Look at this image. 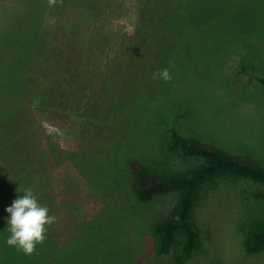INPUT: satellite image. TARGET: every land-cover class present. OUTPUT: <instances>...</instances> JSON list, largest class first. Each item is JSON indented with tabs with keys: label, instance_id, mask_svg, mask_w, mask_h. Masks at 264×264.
Wrapping results in <instances>:
<instances>
[{
	"label": "rangeland",
	"instance_id": "rangeland-1",
	"mask_svg": "<svg viewBox=\"0 0 264 264\" xmlns=\"http://www.w3.org/2000/svg\"><path fill=\"white\" fill-rule=\"evenodd\" d=\"M150 1L0 0V227L23 196L17 189L31 187L57 218L37 246L53 254L70 243L73 264H177L149 239L175 195L141 203L126 166L135 158L158 169L199 164L170 149L172 129L264 164V0H230L236 11L220 0L235 20L207 17L215 32L177 52L168 82L153 73L170 66L178 36L153 17ZM235 21L241 31H225ZM236 32L256 42L243 47ZM30 35L39 40L32 59ZM235 51L221 67L218 54ZM22 61L23 90L13 94ZM68 152L82 155L83 173ZM193 217L201 243L185 264H264V250L244 252L247 225L264 218V186L216 178L200 190Z\"/></svg>",
	"mask_w": 264,
	"mask_h": 264
},
{
	"label": "trees",
	"instance_id": "trees-1",
	"mask_svg": "<svg viewBox=\"0 0 264 264\" xmlns=\"http://www.w3.org/2000/svg\"><path fill=\"white\" fill-rule=\"evenodd\" d=\"M169 1L171 5L169 4L168 6L166 5V0L150 1L152 7L150 12L159 21L162 18V27L164 29L178 36L175 39L173 47L175 57L172 54L171 61L168 62L170 64L168 68L172 76L173 73L170 67L178 62V53L180 54V52L187 50L188 42L194 40L199 45L206 44L200 34L206 32V29L208 32H215V29L206 27V23L209 22L207 17L212 18L217 15L220 20H227V16L229 17V14H231L235 20V11L240 5L231 3L230 0L226 1L227 4L224 2L225 5L232 6L235 9L231 13L230 10L224 9L221 6L222 3L219 4L220 0ZM164 14L166 18L163 17ZM259 23H263V21L261 20ZM239 28L236 21L234 24L229 22L225 31L229 33L232 30L233 32L241 31ZM239 36L240 34L236 32V37ZM29 38L31 44L28 54L32 59L39 40L36 35H30ZM238 40L240 44L243 43V47L247 44L248 40L256 42L252 35L245 39L242 38V41H240L239 37ZM235 42V46H237L238 42ZM245 47L249 49L246 53H242L243 65L241 64V71L244 72L248 71L249 66L247 65L250 63L248 57L250 55L254 56V53L251 51H256L252 49V45ZM238 52H230L231 54L227 57L226 54L228 53H219L218 55L222 58L221 67L229 57ZM22 63L25 62H17L21 68L15 71V81L17 83H14L11 87L13 94L16 93L15 89L17 88L18 90L19 88L23 90V77L26 74V67L28 65L27 63L20 65ZM249 69L251 70V68ZM253 70H255L254 67ZM5 73L10 79V74L6 68ZM257 79L264 86V74L259 75ZM169 147L172 150H180L184 154L194 156L202 161L197 165L171 170L165 166L158 169L135 158L128 161L126 166L131 178V188L135 197L141 203H150L162 195H175L176 201L173 206L162 210L151 221L149 239L157 256H170L175 263L185 264L193 257L201 243L199 229L193 217L195 203L200 190L214 179L222 177L247 179L260 186H264V164L253 160L249 156L240 155L234 150L223 149L214 144L204 143L198 139L183 136L176 129H172L169 135ZM68 154L76 167L82 172L77 161L78 157L82 158V155L75 152H68ZM10 189L15 188L11 187ZM93 222L88 224L85 230L91 227ZM9 235L7 227H0V264H73V250L70 248V243L65 247L55 250L53 254H51V251L44 250V247L37 246L31 255H26L22 251L17 250L16 247L7 244L6 240ZM263 250L264 218H260L251 221L244 231V252L248 255H253Z\"/></svg>",
	"mask_w": 264,
	"mask_h": 264
},
{
	"label": "clouds",
	"instance_id": "clouds-1",
	"mask_svg": "<svg viewBox=\"0 0 264 264\" xmlns=\"http://www.w3.org/2000/svg\"><path fill=\"white\" fill-rule=\"evenodd\" d=\"M162 79L168 82L172 79L169 68L157 70L153 79ZM23 196H18L6 211L10 214L7 221V244L16 247L26 255H31L38 244L46 238L47 226L56 222L55 215H49V208L39 203L31 187L23 189Z\"/></svg>",
	"mask_w": 264,
	"mask_h": 264
}]
</instances>
